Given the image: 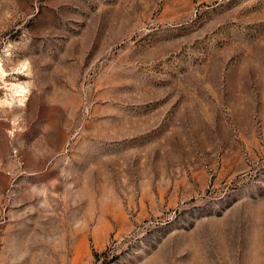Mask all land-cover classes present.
<instances>
[{
	"label": "rangeland",
	"instance_id": "1",
	"mask_svg": "<svg viewBox=\"0 0 264 264\" xmlns=\"http://www.w3.org/2000/svg\"><path fill=\"white\" fill-rule=\"evenodd\" d=\"M0 67V264H264V0H0Z\"/></svg>",
	"mask_w": 264,
	"mask_h": 264
},
{
	"label": "bare ground",
	"instance_id": "2",
	"mask_svg": "<svg viewBox=\"0 0 264 264\" xmlns=\"http://www.w3.org/2000/svg\"><path fill=\"white\" fill-rule=\"evenodd\" d=\"M2 67V66H1ZM0 67V71L4 73L3 69ZM17 92H20V90H17Z\"/></svg>",
	"mask_w": 264,
	"mask_h": 264
},
{
	"label": "clouds",
	"instance_id": "3",
	"mask_svg": "<svg viewBox=\"0 0 264 264\" xmlns=\"http://www.w3.org/2000/svg\"><path fill=\"white\" fill-rule=\"evenodd\" d=\"M6 47H10V45L9 46H6Z\"/></svg>",
	"mask_w": 264,
	"mask_h": 264
}]
</instances>
